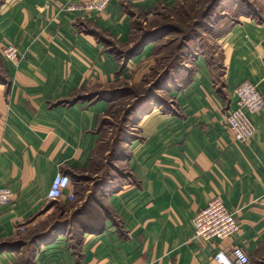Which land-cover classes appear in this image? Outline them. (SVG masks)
I'll list each match as a JSON object with an SVG mask.
<instances>
[{
	"label": "crops",
	"instance_id": "obj_1",
	"mask_svg": "<svg viewBox=\"0 0 264 264\" xmlns=\"http://www.w3.org/2000/svg\"><path fill=\"white\" fill-rule=\"evenodd\" d=\"M83 1L0 0V47L20 50L15 62L0 55V187L14 193L0 206V264H229L235 245L264 264V109L250 114L257 131L248 143L227 126L240 84L253 82L264 98V0L216 23L213 57L192 55L191 70L162 90L165 104L158 94L143 99L119 144L125 154L104 163L96 155L113 93L141 82L133 71L158 40L126 53L143 30L166 23L139 34L136 25L184 0L67 9ZM60 172L73 183L48 200ZM217 195L240 228L204 242L193 218Z\"/></svg>",
	"mask_w": 264,
	"mask_h": 264
},
{
	"label": "rangeland",
	"instance_id": "obj_2",
	"mask_svg": "<svg viewBox=\"0 0 264 264\" xmlns=\"http://www.w3.org/2000/svg\"><path fill=\"white\" fill-rule=\"evenodd\" d=\"M183 2L178 7L162 11L161 15L157 16L151 23L145 24L144 21H141L136 25V32L139 34V28L149 29L153 24H169L166 29L167 34L157 39V49L153 56L144 62L145 66L141 65L140 71H133V75L141 73V82L127 83L125 88L115 91L112 104L101 127L105 142L104 147H100L96 155L100 162L104 163L107 159L113 160L125 154L119 144L130 134V128L136 121L132 114L142 106L140 103L147 98L156 97L157 94L158 97L155 101L158 105L165 104L168 101L167 97L165 95L163 97L161 94H164L162 90L167 89L169 80L172 77L168 78L167 76L163 81H157L159 75L171 66L177 69L182 61H185L188 64L186 65L188 70H191L190 62L194 58L192 55H195L198 51L205 52L208 59L212 58L217 46L216 23L224 20L229 10L236 14L238 9L241 10L242 8L244 10V8L249 7V4H258L257 0H223L212 9L211 15L205 16L204 10L212 0H184ZM229 3L233 4L229 6ZM182 54L188 61L186 59L181 60ZM138 76L139 74L136 78ZM131 77L133 78V76ZM1 78H4V72L0 59ZM141 94H145V97L140 102L137 96ZM162 108L164 110L168 109L163 106ZM109 150L111 152L107 155L106 152ZM110 168L108 169L110 172L116 175L119 173L120 169Z\"/></svg>",
	"mask_w": 264,
	"mask_h": 264
},
{
	"label": "built area",
	"instance_id": "obj_3",
	"mask_svg": "<svg viewBox=\"0 0 264 264\" xmlns=\"http://www.w3.org/2000/svg\"><path fill=\"white\" fill-rule=\"evenodd\" d=\"M110 2L111 0H85L78 4L71 3L67 6V9L99 14ZM0 55L7 61L15 62L20 55V50L18 46L9 43L0 47ZM263 109L264 98L257 85L250 81L243 82L236 88L235 107L231 108L227 115L229 130L238 140L248 143L254 138L257 131L250 119V114ZM71 185L72 178L68 173L60 172L56 174L47 192V199L56 201L63 198L66 192L70 190ZM13 194L9 187H0V206L9 203L13 199ZM68 198L70 201H74L76 199L75 193L68 194ZM193 228L194 238L211 242L231 238L239 231L240 224L236 219L235 212L225 204L220 195H217L206 208L196 213L193 218ZM231 255L232 262H229V264H252L250 255L243 246L235 245Z\"/></svg>",
	"mask_w": 264,
	"mask_h": 264
},
{
	"label": "trees",
	"instance_id": "obj_4",
	"mask_svg": "<svg viewBox=\"0 0 264 264\" xmlns=\"http://www.w3.org/2000/svg\"><path fill=\"white\" fill-rule=\"evenodd\" d=\"M221 1H223V0H212V2L210 4H208L206 10H204V13H206L205 16L211 15L210 13H211V11H213L212 9L216 6L217 3L221 2ZM253 7H255L254 4L253 5L249 4V8H253ZM168 25L169 24H165L161 29L159 28V29H156L155 31L154 30H143L141 33L140 40H139V42H137V45H135L132 49L128 50V52L126 53L127 57H129V56L137 53L138 51H140L142 49V47L144 46V44H146L150 41H155V40L159 39L160 37L166 35L167 34L166 29H167ZM182 50H183V48H182ZM181 56H182L181 60L186 59L184 54H182ZM210 62H211V60H210ZM182 63H184V61H182L180 63V67H177V69L179 68L178 70L174 66H171V68L170 67L167 68L162 74L159 75V78L157 79V81H163L167 76H168V78H170V77L173 78V76H177V74L180 73L181 70L185 69L187 71L188 70L187 66L186 65L182 66ZM171 72L172 73L174 72V74H172ZM115 91H114V93H115ZM96 97L98 98L99 96H95V95L91 96L92 99H95ZM143 97H145V94H141V95L137 96L138 99L139 98L143 99ZM105 118L102 119V123L105 122L104 121ZM72 183H73V181H72ZM252 264H253V262H252Z\"/></svg>",
	"mask_w": 264,
	"mask_h": 264
}]
</instances>
